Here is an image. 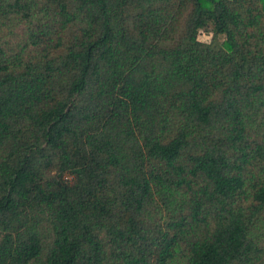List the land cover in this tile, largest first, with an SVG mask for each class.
I'll list each match as a JSON object with an SVG mask.
<instances>
[{
    "label": "trees",
    "instance_id": "trees-1",
    "mask_svg": "<svg viewBox=\"0 0 264 264\" xmlns=\"http://www.w3.org/2000/svg\"><path fill=\"white\" fill-rule=\"evenodd\" d=\"M0 264H264V0H0Z\"/></svg>",
    "mask_w": 264,
    "mask_h": 264
},
{
    "label": "rangeland",
    "instance_id": "rangeland-1",
    "mask_svg": "<svg viewBox=\"0 0 264 264\" xmlns=\"http://www.w3.org/2000/svg\"><path fill=\"white\" fill-rule=\"evenodd\" d=\"M197 39L203 42H208L210 39V33L207 30H200L197 34ZM222 40V36H218V41Z\"/></svg>",
    "mask_w": 264,
    "mask_h": 264
}]
</instances>
